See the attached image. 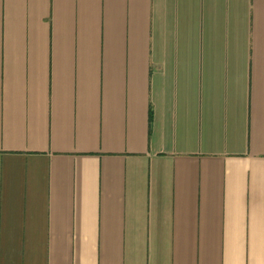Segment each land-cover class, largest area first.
Segmentation results:
<instances>
[{
    "label": "crops",
    "instance_id": "obj_1",
    "mask_svg": "<svg viewBox=\"0 0 264 264\" xmlns=\"http://www.w3.org/2000/svg\"><path fill=\"white\" fill-rule=\"evenodd\" d=\"M0 264H264V0H0Z\"/></svg>",
    "mask_w": 264,
    "mask_h": 264
}]
</instances>
